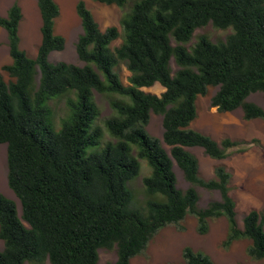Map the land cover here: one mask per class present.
Returning <instances> with one entry per match:
<instances>
[{"label":"trees","instance_id":"1","mask_svg":"<svg viewBox=\"0 0 264 264\" xmlns=\"http://www.w3.org/2000/svg\"><path fill=\"white\" fill-rule=\"evenodd\" d=\"M93 1L132 5L120 22L122 43L112 48L118 27L102 30L86 1L78 2L83 32L76 48L83 65L50 61L66 44L55 32L60 15L55 0H38L42 39L34 58L20 46V4L14 1L0 16L12 58L0 68V143L7 144L8 184L21 203L19 214L16 202L0 192V264H97L101 248L116 250L108 264H131L159 230L190 214L201 234L211 220L225 217L224 246L248 239L250 258L263 260L264 213L252 209L240 227L231 173L219 165L213 178H202L199 160L187 148L202 147L223 159L242 144L230 138L218 142L191 128L197 99L210 87H218L211 105L219 111L241 108L247 120L264 119V107L248 100L264 91V0ZM209 22L232 32L216 42L200 35L187 47L194 31ZM122 63L131 73L128 85L117 70ZM156 83L165 88L161 95L142 89ZM94 91L119 96L110 100L115 113L104 121L113 140L104 142L96 124ZM58 98H66L69 109L59 128L50 104ZM152 112L163 116L169 152L146 130ZM140 158L151 167L143 179L149 198L135 206L128 182L139 175ZM174 163L188 188L178 187ZM196 186L219 191L220 200L199 207ZM182 258L168 264H216L191 246L183 248Z\"/></svg>","mask_w":264,"mask_h":264},{"label":"rangeland","instance_id":"2","mask_svg":"<svg viewBox=\"0 0 264 264\" xmlns=\"http://www.w3.org/2000/svg\"><path fill=\"white\" fill-rule=\"evenodd\" d=\"M17 1L23 12V19L19 26L21 37L20 46L30 57H36L41 43L42 19L38 7V0H0V16L7 14L10 6ZM60 7V15L55 22V32L65 37L66 44L62 51L51 53L50 61H66L78 65L84 62L79 59L77 53V41L83 32L81 19L77 13V4L80 0H55ZM86 1L95 19L102 30L110 26H117L120 31L118 37L111 47L115 48L122 43L123 29L121 19L124 13L131 7L132 2L121 8L115 4H105L93 0ZM232 32V29H219L211 22L203 27L197 28L192 39L186 43L187 47L192 46L200 35H207L212 41L225 40ZM173 44L175 42L173 41ZM12 62L9 51L8 33L0 26V68L4 64ZM173 71L177 70L174 59L171 60ZM121 80L125 85L129 84L130 71L124 63L117 67ZM6 79L9 76L3 72ZM146 92L161 95L165 88L156 83L150 87L142 88ZM218 90V87H210L206 95H200L197 99V117L191 123V128L210 135L213 139L221 142L225 138L242 142L241 145L230 149L227 157L216 159L209 156L202 147H188L199 160V173L204 179H211L215 176V169L223 165L231 173L230 194L236 202V218L240 227L243 225L244 216L256 209L264 213V119L244 118L243 111L238 108L234 111L222 112L216 106L211 105V97ZM119 97L115 94H106L94 91V99L100 109L96 124L104 131V142L113 140L104 127L106 118L114 115L110 100ZM253 101L264 107V91L256 92L249 96ZM54 113L57 128L61 119L69 113L66 98H58L50 102ZM148 133L161 140L163 146L170 151V147L163 141V116L151 113L149 123L146 126ZM136 154V152H135ZM141 170L139 175L128 182L129 188L134 194V205L140 206L149 198L143 179L151 173V167L145 159H141ZM174 170L178 178V187L186 189L190 184L185 180L183 172L174 163ZM199 192V207H206L211 201L220 200L221 195L217 190H208L196 186ZM0 192L10 199H13L21 214V203L14 191L8 184L7 166V144L0 143ZM198 220L194 215H187L179 224H171L162 228L151 239L147 248L142 254L132 258L131 264H168L183 261L182 251L185 246H191L210 255L216 264H264V259L256 261L250 258L247 253L250 240L240 239L234 241L228 247L224 242L228 236V222L225 217L216 218L210 221L209 230L205 234L198 232ZM4 248V241L0 238V249ZM117 253L115 249L101 248L97 264H108L115 261ZM45 264H50L47 260Z\"/></svg>","mask_w":264,"mask_h":264}]
</instances>
